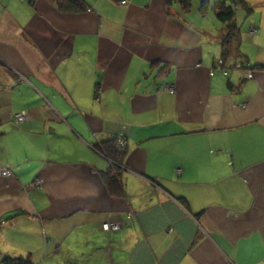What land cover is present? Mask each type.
Here are the masks:
<instances>
[{"label": "crops", "instance_id": "crops-1", "mask_svg": "<svg viewBox=\"0 0 264 264\" xmlns=\"http://www.w3.org/2000/svg\"><path fill=\"white\" fill-rule=\"evenodd\" d=\"M121 1L63 14L56 0H0V164L12 172L0 253L264 264V0L236 20L234 60L256 64L252 78L215 69L222 25L201 0ZM113 136L122 197L100 177L111 162L96 146Z\"/></svg>", "mask_w": 264, "mask_h": 264}, {"label": "trees", "instance_id": "trees-1", "mask_svg": "<svg viewBox=\"0 0 264 264\" xmlns=\"http://www.w3.org/2000/svg\"><path fill=\"white\" fill-rule=\"evenodd\" d=\"M183 10L188 11L191 6L190 0H183ZM57 9L63 14H73L81 11L79 0H56ZM208 8L214 12L215 17L222 25V34L220 38L221 43V54L220 60H222V67L229 71L231 69H237L241 71H253L257 65H250L243 61L235 62L234 52L237 51V42L240 38V29L235 15L237 9L250 12V6L246 0H220L211 3L210 0H201L199 2V11L204 13ZM234 60V61H233ZM236 65L239 68H236ZM96 149L106 159L111 162V168L100 172L101 181L111 196L122 197V181L118 170L122 167L123 155L118 151L116 146V139L113 138L108 142H103L96 146ZM181 203H184L181 200ZM21 260L22 264H31L30 260L26 259H14L7 256L2 260V264H19Z\"/></svg>", "mask_w": 264, "mask_h": 264}, {"label": "rangeland", "instance_id": "rangeland-1", "mask_svg": "<svg viewBox=\"0 0 264 264\" xmlns=\"http://www.w3.org/2000/svg\"><path fill=\"white\" fill-rule=\"evenodd\" d=\"M229 2H230V0H228ZM247 1V0H246ZM120 4H121V2H120ZM245 15H247V13H246V11H243V10H241V9H237V12H236V15H235V19L237 20V19H239V20H241V19H243V18H245ZM241 18V19H240ZM250 35V34H249ZM250 36H253V35H250ZM244 73L243 74H245V72L246 71H243ZM113 138H115L116 139V146H117V149H119V150H121L120 148H122V146H123V144H124V139L122 138V139H118L117 137H112L111 139H113ZM120 138V137H119ZM121 152V151H120ZM177 172H180V170H177ZM11 177V175H9L8 177H3V178H0V179H8V178H10ZM131 214V213H130ZM131 215H129V217H130ZM6 221H0V226H2V225H4V224H6L5 223ZM107 222H111V221H106V222H103L102 224H101V230L102 231H104V232H110V231H114V230H110V228H104V224H106ZM120 224V223H119ZM121 225L119 226V229L118 230H120L121 229ZM0 228H2V227H0ZM3 229V228H2ZM42 229V228H41ZM44 229V228H43ZM42 229V231L44 232V230ZM115 232V231H114ZM101 233H95V237H98L99 235H100ZM91 244H89V245H87V244H81L80 245V251H78L77 253H78V255L79 256H84V257H87V256H89L90 254H94L93 252H95V247H94V242H90ZM98 248V247H97ZM56 254H57V252H56ZM56 254H54V255H56ZM53 255V254H52ZM8 256H10V257H12V258H14V259H26L27 260V258L30 260V262H31V264H71V263H69V260L67 261V260H60L59 258H56L55 259V257H51L50 258V255L49 254H47V255H45L44 253L42 254V255H40L39 257H35L34 258V261H32V259H31V257H32V255H30V254H28L27 255V253L25 254V255H9L8 254ZM6 257V255H2V253H0V264H2V260L4 259ZM57 257V256H56ZM91 261V260H90ZM89 261V262H90ZM89 262H87V263H84V264H88ZM19 264H22V262H21V260L18 262ZM89 264H103V261L102 260H98V259H96V260H93L92 262H90Z\"/></svg>", "mask_w": 264, "mask_h": 264}, {"label": "built area", "instance_id": "built-area-1", "mask_svg": "<svg viewBox=\"0 0 264 264\" xmlns=\"http://www.w3.org/2000/svg\"><path fill=\"white\" fill-rule=\"evenodd\" d=\"M30 1H31V2H34L35 0H30ZM125 3H126L125 0H124V1H121V4H125ZM255 33H257L256 28L251 27V28L249 29V34H250V35H255ZM222 65H223L222 60L219 59V60L217 61V64H216L215 69H218L223 75H226V74L228 73V71L225 70V69L222 67ZM236 68H239V66L236 65ZM245 77H247V78H252V73H251V71H249V70L246 71V72H245ZM164 87H165V89L168 88V87L172 89V86H171V85H165ZM172 91H173V89H172ZM14 118H15L16 123H17V122H21V121L23 122V120H24V118H25V113H24L23 111H21V112L15 114V115H14ZM17 124H18V123H17ZM9 175L12 176L11 169H10L8 166H5V165L0 164V178L8 177ZM37 184H39V181L37 182ZM119 226H120V224L117 223V222H107L106 224H104V228H106V229H107V228H110V230H114V231H118Z\"/></svg>", "mask_w": 264, "mask_h": 264}, {"label": "bare ground", "instance_id": "bare-ground-1", "mask_svg": "<svg viewBox=\"0 0 264 264\" xmlns=\"http://www.w3.org/2000/svg\"><path fill=\"white\" fill-rule=\"evenodd\" d=\"M166 90H167V91H172V89H171V88H169V87H168V88H166ZM14 121H15V118H14ZM15 122H16V121H15ZM21 122H22V121H21ZM21 122H17V123H18V124H20Z\"/></svg>", "mask_w": 264, "mask_h": 264}, {"label": "flooded vegetation", "instance_id": "flooded-vegetation-1", "mask_svg": "<svg viewBox=\"0 0 264 264\" xmlns=\"http://www.w3.org/2000/svg\"><path fill=\"white\" fill-rule=\"evenodd\" d=\"M118 151L120 152V150L118 149Z\"/></svg>", "mask_w": 264, "mask_h": 264}]
</instances>
